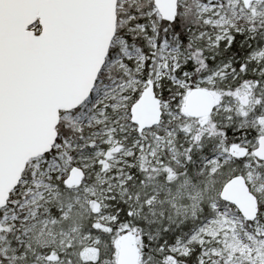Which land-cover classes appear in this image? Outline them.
Masks as SVG:
<instances>
[{
    "label": "snow or ice",
    "instance_id": "obj_1",
    "mask_svg": "<svg viewBox=\"0 0 264 264\" xmlns=\"http://www.w3.org/2000/svg\"><path fill=\"white\" fill-rule=\"evenodd\" d=\"M0 264H264V0H0Z\"/></svg>",
    "mask_w": 264,
    "mask_h": 264
}]
</instances>
